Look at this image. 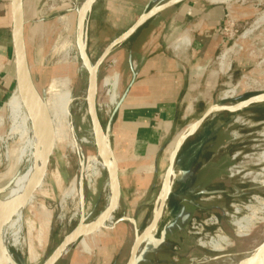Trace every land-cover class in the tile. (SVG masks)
Here are the masks:
<instances>
[{
	"label": "crops",
	"instance_id": "1",
	"mask_svg": "<svg viewBox=\"0 0 264 264\" xmlns=\"http://www.w3.org/2000/svg\"><path fill=\"white\" fill-rule=\"evenodd\" d=\"M167 1L95 0L87 20L89 51L96 53L104 44L98 59L144 13ZM232 3L184 0L169 6L141 24L102 62L101 66L112 63L111 71L121 78L120 96L105 126L119 183L117 220L113 228L102 227L79 238L55 264H130L133 257L132 264L173 262L168 253L183 236L189 207L225 181L232 144L228 128L233 122L225 113L229 111L210 115L184 139L174 159L173 190L164 205V219L142 241L148 230L146 215L171 165L170 146L215 105L227 70L222 71L221 50L230 41L225 27ZM25 6L22 0L24 23ZM24 29L27 50L25 24ZM17 85L12 4L0 0V109ZM84 237L91 238L88 249L82 244ZM139 241L143 248L134 256Z\"/></svg>",
	"mask_w": 264,
	"mask_h": 264
},
{
	"label": "rangeland",
	"instance_id": "2",
	"mask_svg": "<svg viewBox=\"0 0 264 264\" xmlns=\"http://www.w3.org/2000/svg\"><path fill=\"white\" fill-rule=\"evenodd\" d=\"M24 1L27 5L25 6V27L33 86L41 96L46 97L49 83L67 75L70 78L73 97L69 116L71 133L66 127L67 135L55 140V149L50 159L47 176L35 191L34 202L24 209L22 233L19 234L18 243L15 244L13 237L9 234L7 239L8 249L18 264H43L68 233L79 224L93 220L105 209L108 198V171L102 170L91 184H88L84 177L83 166L86 156L97 149V145L88 107L83 99L89 79V69L85 66L77 45L79 14L76 7L81 0ZM230 1L233 5L227 16L225 30L230 41L221 50L222 71L227 70L221 76L215 105L233 106L237 102L264 94V21L253 27L256 20L264 15V0ZM230 1L216 0L215 2L229 3ZM88 15L85 21L86 29ZM252 27V31L246 33ZM103 46L104 44L100 45L98 52L92 53L89 51L87 42V52L92 63L96 61ZM113 63L116 64L117 60L115 59ZM111 69L110 62L99 68L97 103L105 92L113 93L116 90L109 79L119 72L111 71ZM101 81H103L102 87ZM120 81L119 74V94ZM103 108L97 106L99 119L105 130L109 114ZM225 113H230L228 115H231L233 122L228 128L232 144H230L231 159L225 181L213 189V194L195 198L198 205L189 207L191 213L183 230V236L178 238L179 243L174 245L168 253L169 259L173 262L163 260L161 264H211L201 263V260L208 255L218 256L221 260L233 254L242 256L260 246L264 241V209L262 208L264 207V183H262L264 174L260 175L264 165L255 164L256 160L252 159H256L258 152L264 151V99ZM71 134L75 135L74 138L86 139L78 142V149L72 148ZM14 145L12 140H0V188L10 183L11 173L17 167L13 159L6 158L8 150L13 149ZM174 145L175 142L169 148L171 154ZM20 170H24V167L21 166ZM75 176L80 178L81 194L74 198H62L63 192L70 186ZM173 181L172 173L168 198L173 190ZM164 182L165 177L160 182L158 194L150 212L146 215V224L151 218ZM248 206H256L262 212L258 211V216L263 219L256 222L249 234L239 236L236 234L233 222L249 214ZM164 214L163 207L159 223L164 219ZM154 231L147 239L153 235ZM218 233L228 235L233 240V244L221 251L199 245L201 240L206 238L210 240Z\"/></svg>",
	"mask_w": 264,
	"mask_h": 264
},
{
	"label": "bare ground",
	"instance_id": "3",
	"mask_svg": "<svg viewBox=\"0 0 264 264\" xmlns=\"http://www.w3.org/2000/svg\"><path fill=\"white\" fill-rule=\"evenodd\" d=\"M210 1L215 2L216 0H210ZM91 3H92V0H81V2L76 7L78 14H79L77 45H78L79 50L83 52L86 46V39H85V24L86 23L85 21H86V17L91 7ZM263 21H264V15H262L261 17L258 18V20H256V23L255 25H253V27L255 28V26H257L259 23ZM253 27L248 29L246 33L252 31ZM83 55H84L83 62L85 66H87L89 70H92L93 63H90V61L88 60V57L85 54ZM29 70H30V66H29ZM109 81H112L114 89L116 90L113 93L105 92L102 98L99 99L97 106L99 105V106L104 107L105 112L110 115V113H112L111 110L113 106L116 104L117 99L120 95L119 88H118L119 74H114L109 79ZM88 83H89V79L87 81L86 86H88ZM102 84H103V81H101V87H102ZM87 93H88V89L86 88L85 95L83 96V99L86 102V104H87ZM31 94H32L34 105L38 113L41 114L42 117L48 118L49 121L51 122L55 140L61 137L62 138L65 137L67 135L66 127L69 128L70 126L69 125L70 124L69 116L71 113L70 106H71V102L73 101L70 78L67 75H65L64 78H57L55 80H52L48 85L46 97L41 96L34 86H32ZM89 99H91V95ZM76 100L78 99L76 98ZM4 101H5L4 105L3 107L1 105L2 108L0 109V140H4V139L8 141L12 140L15 143L14 148L8 150L6 158L8 157L9 160L13 159L17 167L11 173L12 177L10 178L11 179L10 183L8 185L6 184L7 186L4 188L3 187L0 188V212L12 206L17 200H19L24 195V193L32 185L34 178H35L36 171L38 170L40 163L42 161V158L44 156V153L46 151L47 144H48V135H49L46 127L35 116H33L27 111L22 101L21 95L19 93L18 85L13 90V92L9 95V97ZM244 104L245 103L232 106V107L235 109ZM193 129H194V126L191 125L188 127L187 130L191 131ZM70 130L71 129L69 128V132L71 133ZM93 130L95 133V139H96L95 144L97 145V149L94 150L95 152L92 150L93 152H89L86 156L85 163L83 166L84 177H85L86 182L88 184H91L92 182L96 180V177L100 175L102 170H107V171L109 170L108 178H107L108 198H107L105 209L101 212V214L97 216L96 218H94L93 220L81 224L79 227L80 231H86L92 228L93 226H95V224L104 215V213L112 207V205L114 204L115 198H116V194H117V186H116L115 177L113 174L114 169H115V162H114V158L112 157V153L108 147L106 133L96 122H95V125L93 126ZM74 136L73 135L71 136L72 137L71 139L72 148L78 149V142H83L86 139L85 138L84 139L74 138ZM93 143H94V140H93ZM178 146H179V142L176 146L173 147L171 159L174 158V154L176 150L178 149ZM83 152H82V155L84 154ZM255 158L256 159L252 158L253 160H256L255 164L264 165V151L258 152ZM21 166L24 167V170L22 171L20 170ZM261 169L262 170H261L260 175L264 174V166ZM172 173L173 172L170 171L165 178L163 188L155 202L152 215L150 216L151 218L149 220L148 230L145 236L142 238V241H145L147 237L151 234V232L155 230L157 227V223L163 212V206H164L166 197L170 192V187L172 183ZM79 179L76 176L73 178L70 186L66 188L65 191L63 192L62 198H67V197L74 198L81 194V189H80L81 187L79 185ZM262 183H264V178L262 180ZM34 200H35V197L33 194L31 198L29 199L27 206L29 204H32ZM248 208L250 209L249 214L233 222L235 225L236 234L239 236L249 234L252 231L253 227L255 226L256 222L264 218V217L262 218L258 216L259 215L258 211L260 210H258L256 206H248ZM262 208L264 209V207ZM24 209L20 210L12 217L7 218L6 220L0 223V264H18L16 260L14 259L12 253L8 249L7 239H8V234H9L10 237H13L15 244L18 243L19 234L22 230V224L24 221ZM114 225H115V220L114 218H112L105 224V226H103V228H113ZM89 239L87 237L82 239V243L86 241V243H83L86 249H88L89 247L88 245L90 243L88 242ZM95 239L97 241L98 238L96 237ZM142 241H139L138 243L136 242L137 244H135L136 247H134V251H133L134 256H136L142 250L143 248ZM232 244H233V240H231L228 235H226L225 233H218L216 236L212 237L210 240H207V238L206 240H201L199 245L208 247L212 250L221 251L225 249L226 246L232 245ZM130 253L132 254V252ZM221 262L222 264H264V241L260 246H258L255 249H252L251 251L244 253L242 256L233 254L227 257L226 259L221 260V258L218 256L208 255L207 258H205L204 260H201V263L221 264Z\"/></svg>",
	"mask_w": 264,
	"mask_h": 264
},
{
	"label": "water",
	"instance_id": "4",
	"mask_svg": "<svg viewBox=\"0 0 264 264\" xmlns=\"http://www.w3.org/2000/svg\"><path fill=\"white\" fill-rule=\"evenodd\" d=\"M95 0H92L91 6ZM184 0H168L167 2L157 6L153 7L146 13H144L138 21L131 27L129 28L124 34H122L120 37L117 39L113 40L103 51L101 56L93 63L92 70H89V83L87 86L88 93H87V107H88V114L91 118V123L94 126L95 122L98 123V125L103 129L98 111H97V78H98V71L99 68L102 64V62L105 60L107 55L118 45L123 43L126 39L130 37V35L141 25L143 24L147 19H149L151 16L155 15L156 13L162 11L163 9L178 4ZM12 4V31H13V41H14V51H15V64H16V74H17V84L19 88V93L21 95L22 101L27 109V111L35 116L47 129L48 131V144L46 151L44 153V156L42 158V161L40 163V166L38 170L36 171L34 181L30 188L24 193V195L17 200L12 206L4 209L3 211L0 212V223L7 218L12 217L15 215L17 212L20 210L26 208L29 199L31 196L35 193V191L42 185L43 181L45 180L47 176V171H48V166L50 163L51 156L54 152L55 149V137L53 133V128L52 124L49 121L48 118L42 117L41 114L38 113L36 110V107L34 105L33 99H32V94H31V89L33 86V82L31 79V74L29 70V64L27 60V54H26V47H25V39H24V20H23V8H22V0H11ZM91 9V7H90ZM90 11V10H89ZM87 18V17H86ZM85 35H86V46L84 48V52L81 51V57L83 58V54H85L88 57V60L91 62L90 57L87 52V29L85 28ZM91 95V99L90 98ZM264 99V94L258 97H253L249 98L245 101L237 102L236 105H240L245 103L244 105L259 101ZM233 105V106H236ZM243 106V105H242ZM240 108V107H238ZM238 108H233L232 106L229 105H213L211 106L205 113L204 115L196 121L192 126H194V129L191 131L185 132L180 141H179V146L178 149L176 150L174 154V158L171 159V165L169 167V170L167 171V174L172 171L173 172V163L176 154L178 153L184 139L191 133H193L202 123L203 121L209 117L210 115L228 110H236ZM103 131L106 133V138H107V143L108 147L112 153L111 147H110V140H109V134L108 130L105 128ZM113 157V153H112ZM115 162V161H114ZM109 173V170H108ZM114 177H115V182L117 186V194L116 198L114 201V204L112 207L104 213V215L99 219V221L93 226L92 228L86 230V231H80L79 227L81 224H79L75 229H73L70 233H68L63 240L56 246V248L52 251V253L48 256V258L44 261L43 264H55L57 259L61 256V254L68 249L72 244H74L79 238L88 235L89 233L102 228L105 226V224L114 218V213L116 211V208L118 206L119 202V183L117 179V168L115 164V169H114ZM166 174V176H167ZM165 176V178H166ZM169 195V194H168ZM168 195L166 197V200L168 198ZM165 200V203H166ZM164 203V205H165ZM164 207V206H163ZM134 257L132 259L133 263Z\"/></svg>",
	"mask_w": 264,
	"mask_h": 264
},
{
	"label": "built area",
	"instance_id": "5",
	"mask_svg": "<svg viewBox=\"0 0 264 264\" xmlns=\"http://www.w3.org/2000/svg\"><path fill=\"white\" fill-rule=\"evenodd\" d=\"M227 28L225 27V30H226Z\"/></svg>",
	"mask_w": 264,
	"mask_h": 264
}]
</instances>
